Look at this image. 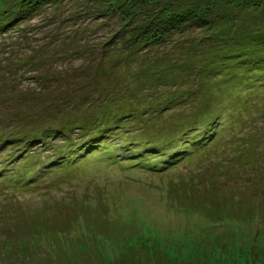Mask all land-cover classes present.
<instances>
[{
  "label": "rangeland",
  "instance_id": "obj_1",
  "mask_svg": "<svg viewBox=\"0 0 264 264\" xmlns=\"http://www.w3.org/2000/svg\"><path fill=\"white\" fill-rule=\"evenodd\" d=\"M8 1L0 168L33 184L0 177V264H264V90L225 81L264 57V0H61L18 20ZM116 1L123 23L191 18L135 42ZM140 140L160 155L129 166Z\"/></svg>",
  "mask_w": 264,
  "mask_h": 264
},
{
  "label": "trees",
  "instance_id": "obj_2",
  "mask_svg": "<svg viewBox=\"0 0 264 264\" xmlns=\"http://www.w3.org/2000/svg\"><path fill=\"white\" fill-rule=\"evenodd\" d=\"M11 1L12 0H9L8 2H6V4L8 5L7 9L10 8L12 10L10 12L9 11L5 12V14L10 15L13 18H16V20H18L19 18H23L26 15H28L31 11L36 10L39 6L43 4L54 1L59 2L61 0H13V2ZM128 8H129L128 4L125 5L116 1L115 4L112 5V7L108 9L109 11L106 13H112V15H115L117 21L119 22L118 26L121 29L119 30L116 29L115 32L124 33V31L128 30L126 32H129L130 30V32L132 33L130 35V38L135 40V42L139 40H144L145 42L147 41V43L153 40L158 41L164 38L165 34L171 32L172 30H175L176 28H179L180 24L188 22L189 19L191 18L188 16L189 14L186 12L165 14L164 10H158L156 11V13L159 14L158 16H151V17L147 16V20L143 24H135V23L133 24V20L132 21L129 20V22L127 20L126 23H123L122 21H124L127 17H130L131 15L132 18H134L133 9L130 10V12H127ZM202 21L203 20L200 19L201 23ZM200 22H197V24ZM128 27H130V29H127ZM7 29H9L7 26L3 27L0 24V32L1 31L5 32V30ZM253 56H254L253 58L250 59L246 58V60H244L245 62L243 63V65H241L242 72H240L239 69L238 70L236 69V71H231L226 76L225 78L226 85L230 91H232L233 88H236L238 90H240L239 88H244L245 90H256L257 92L264 90V57H259L257 55H253ZM245 64H247V67L252 65H259V66H255V67H259L262 71L258 80H254L251 74L247 72V70L244 68ZM227 87L223 86V89L225 90V88ZM249 105L251 106V103H249ZM233 110H237V108ZM116 124L118 123H115V125ZM110 127L111 125L105 126L102 130L108 132L109 135L111 133ZM140 141L141 143L125 144L124 154H126V157L128 159V162H126V164H128L129 166L139 165V163L142 162L143 160L146 162H150L149 159L155 158V156L160 155L159 151L162 150L161 148L154 146L152 150H146L144 146H146L147 144L142 140ZM255 141L259 142L258 139H255ZM130 157L132 158L130 159ZM164 161L165 160H159L157 162H162L164 164L165 163ZM153 165H155V163H152L151 166ZM0 177L5 178L7 180L12 179V181L10 180V182H12L15 187H23L26 185L33 184V183L30 184L29 182L30 176L23 175V173L20 170L18 172L13 170L8 171L4 167L0 168Z\"/></svg>",
  "mask_w": 264,
  "mask_h": 264
}]
</instances>
